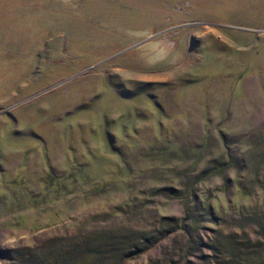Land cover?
Returning <instances> with one entry per match:
<instances>
[{
	"label": "rangeland",
	"instance_id": "obj_1",
	"mask_svg": "<svg viewBox=\"0 0 264 264\" xmlns=\"http://www.w3.org/2000/svg\"><path fill=\"white\" fill-rule=\"evenodd\" d=\"M262 184L264 0H0V264L182 217L163 187L229 221Z\"/></svg>",
	"mask_w": 264,
	"mask_h": 264
},
{
	"label": "trees",
	"instance_id": "obj_2",
	"mask_svg": "<svg viewBox=\"0 0 264 264\" xmlns=\"http://www.w3.org/2000/svg\"><path fill=\"white\" fill-rule=\"evenodd\" d=\"M227 164L213 163L203 178L234 165ZM192 188L184 187L183 193L175 187L156 190L155 196L179 201L183 214L162 217L154 229L120 228L49 239L14 250L10 264H125L154 250L159 253L150 264H264V203L249 206L251 211L238 207L229 221H221ZM227 221L233 230L222 228ZM252 225L253 232L248 228Z\"/></svg>",
	"mask_w": 264,
	"mask_h": 264
}]
</instances>
